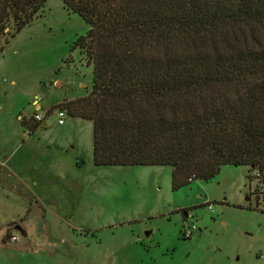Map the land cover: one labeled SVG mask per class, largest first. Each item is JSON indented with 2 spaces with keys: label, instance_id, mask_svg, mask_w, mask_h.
I'll return each mask as SVG.
<instances>
[{
  "label": "rangeland",
  "instance_id": "rangeland-1",
  "mask_svg": "<svg viewBox=\"0 0 264 264\" xmlns=\"http://www.w3.org/2000/svg\"><path fill=\"white\" fill-rule=\"evenodd\" d=\"M87 29L61 0H47L18 33L10 36V23L0 38V151L43 174L41 202L29 200L33 214L17 217L29 197L0 196V230L12 242L27 220L30 241L53 244L50 255L0 246V264H264V184L256 170L224 165L209 181L173 190L171 167L96 166L91 121L65 112L57 123L55 106L92 88V68L76 44ZM34 113L46 126L29 132L21 120Z\"/></svg>",
  "mask_w": 264,
  "mask_h": 264
},
{
  "label": "trees",
  "instance_id": "trees-1",
  "mask_svg": "<svg viewBox=\"0 0 264 264\" xmlns=\"http://www.w3.org/2000/svg\"><path fill=\"white\" fill-rule=\"evenodd\" d=\"M46 1L0 0V38ZM61 1L88 25L92 88L55 109L91 121L94 165L169 166L173 190L224 165L264 184V0Z\"/></svg>",
  "mask_w": 264,
  "mask_h": 264
},
{
  "label": "crops",
  "instance_id": "crops-1",
  "mask_svg": "<svg viewBox=\"0 0 264 264\" xmlns=\"http://www.w3.org/2000/svg\"><path fill=\"white\" fill-rule=\"evenodd\" d=\"M32 102L35 104L36 108L40 107V105L37 102L35 101ZM19 117H21V115H19L18 118ZM25 118L29 121L27 117ZM43 124L45 125V122H43ZM38 132L44 133L46 132V129L40 130ZM11 154L12 151H8V149L6 148L0 151V196L3 197L5 200L10 198L12 194H15L17 198H24L26 196L29 197L27 200L28 206L21 207L22 213L17 214L18 215L17 217L20 218L19 215L22 214L26 215V212L27 213L29 212V215L33 214V211L35 209L32 201H29L31 198L34 197L36 201L41 202L36 187L38 186V183H40L39 180L43 177V174H42V170L40 169L38 170V168L29 169L26 163L23 164L12 161ZM39 175L41 176V178H38ZM47 175L49 176V174ZM17 217L10 218V220ZM3 221L5 220L2 219L1 223H3ZM6 222L7 221H5V223ZM27 229H28L27 220H22L20 225L15 226V230L20 231L22 236L18 237L16 233L12 231L11 234L16 237V240L12 242L9 241L6 242L5 240L7 229L0 230V246L5 250H15V251L21 250V251L29 252V254H32L34 252H39V250L40 251L45 250V252H47V254L50 255L49 251L51 248H53V244H51L50 242L36 244L30 241Z\"/></svg>",
  "mask_w": 264,
  "mask_h": 264
},
{
  "label": "built area",
  "instance_id": "built-area-1",
  "mask_svg": "<svg viewBox=\"0 0 264 264\" xmlns=\"http://www.w3.org/2000/svg\"><path fill=\"white\" fill-rule=\"evenodd\" d=\"M52 111H55V113L57 115V123L59 125L63 124L66 110L62 109V108H56V109H54ZM28 119L29 120L31 119V120L36 121V122H42L44 120V117L41 114H39V113H34L32 116H29ZM193 229H195L194 226L191 227V228L185 229L184 233H183L185 235V237H189L190 235H192ZM10 239L12 241H15L16 237L11 235Z\"/></svg>",
  "mask_w": 264,
  "mask_h": 264
}]
</instances>
